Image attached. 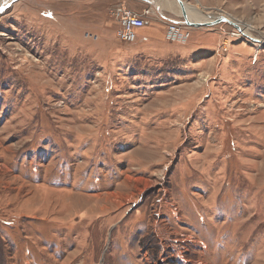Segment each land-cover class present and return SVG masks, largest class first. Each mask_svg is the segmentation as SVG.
Masks as SVG:
<instances>
[{
	"label": "rangeland",
	"instance_id": "obj_1",
	"mask_svg": "<svg viewBox=\"0 0 264 264\" xmlns=\"http://www.w3.org/2000/svg\"><path fill=\"white\" fill-rule=\"evenodd\" d=\"M162 1L0 13V264H264V0H185L253 35L185 43Z\"/></svg>",
	"mask_w": 264,
	"mask_h": 264
},
{
	"label": "built area",
	"instance_id": "obj_2",
	"mask_svg": "<svg viewBox=\"0 0 264 264\" xmlns=\"http://www.w3.org/2000/svg\"><path fill=\"white\" fill-rule=\"evenodd\" d=\"M149 12V10H146V12L138 13L125 4L117 5L113 13L120 25L118 31L119 39L126 43L135 42L138 39L139 29L147 24V14ZM167 21L172 24L167 32L169 41L185 43L190 39L192 33L188 30L189 28L181 27L185 24L175 20L167 19Z\"/></svg>",
	"mask_w": 264,
	"mask_h": 264
},
{
	"label": "bare ground",
	"instance_id": "obj_3",
	"mask_svg": "<svg viewBox=\"0 0 264 264\" xmlns=\"http://www.w3.org/2000/svg\"><path fill=\"white\" fill-rule=\"evenodd\" d=\"M14 0H0V8H3L4 10L7 8V7H9V5H10V3L11 2H13ZM156 3V2H155ZM162 3H163V7L165 8V7H168V8H174V10H176V13L181 17V9H180V7H179V5H178V3L175 1V0H165V1H162ZM186 7H187V11H188V17H189V19L190 20H192V21H211L212 19H214L215 17H217L216 15L215 16H210V17H208L207 15H205L204 13H203V11H201V10H198V8H196L195 6H191V5H189L187 2H186ZM155 12V11H154ZM1 13V12H0ZM230 17V18H229ZM228 18L229 19H231V20H233V22L235 21V22H237L240 26H241V28H242V30H241V32H243L244 34H247V35H249V36H252L253 37V35H252V33H251V27L248 25V26H245L244 24H242V23H239L238 21H237V19L235 20V19H233L231 16H228ZM183 20H184V18H183ZM169 23V26L170 25H172L170 22H168ZM186 26H188V25H186ZM185 25L184 26H181V27H186ZM188 27H190V26H188ZM187 27V28H188ZM189 30V29H188ZM238 31H240V30H238ZM191 32V31H190ZM238 33V32H237ZM242 34V33H241ZM239 35V34H238ZM168 40V39H167Z\"/></svg>",
	"mask_w": 264,
	"mask_h": 264
},
{
	"label": "water",
	"instance_id": "obj_4",
	"mask_svg": "<svg viewBox=\"0 0 264 264\" xmlns=\"http://www.w3.org/2000/svg\"><path fill=\"white\" fill-rule=\"evenodd\" d=\"M14 1H16V0H14ZM175 1L178 3V5L181 9V13H182L181 17L184 18V21L180 22V23H183V24L188 25L190 27H211V26L217 25L221 22H229L232 25H234L238 30H240V31L242 30L241 26L237 22H235V21L233 22V20L229 19L226 16H218V17H215L214 19H212L211 21H192L188 17V11H187L188 9L186 7V1L185 0H175Z\"/></svg>",
	"mask_w": 264,
	"mask_h": 264
},
{
	"label": "crops",
	"instance_id": "obj_5",
	"mask_svg": "<svg viewBox=\"0 0 264 264\" xmlns=\"http://www.w3.org/2000/svg\"><path fill=\"white\" fill-rule=\"evenodd\" d=\"M161 18H163L160 14H158ZM165 20H167V19H165ZM168 22V21H167ZM146 31V28L145 27H143V28H141V29H139V34H138V41L140 40V35H141V33H143V32H145ZM149 31V30H148ZM154 31V32H153ZM159 29L158 28H156V29H152L151 30V35H153V37L155 38V36H158L159 35Z\"/></svg>",
	"mask_w": 264,
	"mask_h": 264
},
{
	"label": "snow or ice",
	"instance_id": "obj_6",
	"mask_svg": "<svg viewBox=\"0 0 264 264\" xmlns=\"http://www.w3.org/2000/svg\"><path fill=\"white\" fill-rule=\"evenodd\" d=\"M4 11V9L3 8H0V12H3Z\"/></svg>",
	"mask_w": 264,
	"mask_h": 264
}]
</instances>
